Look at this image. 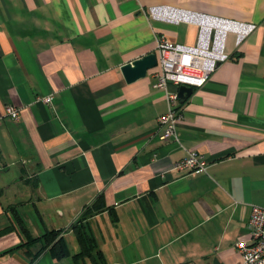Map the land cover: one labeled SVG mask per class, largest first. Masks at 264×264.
<instances>
[{"label":"crops","instance_id":"crops-1","mask_svg":"<svg viewBox=\"0 0 264 264\" xmlns=\"http://www.w3.org/2000/svg\"><path fill=\"white\" fill-rule=\"evenodd\" d=\"M161 6L257 26L240 46L229 34V60L181 103L178 142L158 126L159 66L133 83L121 71L163 38L196 44V25L149 16ZM8 106L21 116L0 121V264H95L74 258L88 209L97 264H240L235 245L264 208V0H0V115ZM191 152L206 173L174 169ZM35 213L67 226L33 235ZM20 219L34 237L62 230L70 255L33 260Z\"/></svg>","mask_w":264,"mask_h":264},{"label":"built area","instance_id":"built-area-1","mask_svg":"<svg viewBox=\"0 0 264 264\" xmlns=\"http://www.w3.org/2000/svg\"><path fill=\"white\" fill-rule=\"evenodd\" d=\"M148 14L153 20L172 24L188 23L199 28L195 45H173L164 38L158 44L157 58L160 69L155 74L157 81L154 88L164 92L169 105L168 111L158 118V126L162 131L163 140L178 142V126L184 119L179 98L180 86L185 85L193 89L203 87L220 64L229 60L226 52L229 34L236 35V45L240 46L257 26L165 6L150 8ZM40 101L50 104L52 96H46ZM20 116L19 108L8 106L4 115H0V121L9 118L17 123ZM208 163L199 152H191L177 162L174 169L187 174L206 173ZM248 229L251 241L238 242L235 245L241 258L240 264H264L263 207L253 206Z\"/></svg>","mask_w":264,"mask_h":264},{"label":"trees","instance_id":"trees-1","mask_svg":"<svg viewBox=\"0 0 264 264\" xmlns=\"http://www.w3.org/2000/svg\"><path fill=\"white\" fill-rule=\"evenodd\" d=\"M93 216L92 210L88 209L82 216V218L73 225V231L80 245L81 251L74 256L77 259L91 258L97 264V258L94 255L96 253L98 258H102L101 252L97 250V243L94 236L91 234L87 224V220ZM86 221V222H85ZM19 226L25 236V241L22 246L31 249L40 246V249L36 251L33 257L35 260L45 249H50V252L57 259H62L70 255V251L65 238L63 237L62 230L47 231L40 237H34L30 234L29 230L24 225L23 221L19 220Z\"/></svg>","mask_w":264,"mask_h":264},{"label":"water","instance_id":"water-1","mask_svg":"<svg viewBox=\"0 0 264 264\" xmlns=\"http://www.w3.org/2000/svg\"><path fill=\"white\" fill-rule=\"evenodd\" d=\"M158 66V58L155 53L144 56L141 59L135 60L121 68L122 74L127 83L136 82L145 78L149 72ZM194 93V89L188 86H180L179 98L181 103L186 102Z\"/></svg>","mask_w":264,"mask_h":264},{"label":"rangeland","instance_id":"rangeland-1","mask_svg":"<svg viewBox=\"0 0 264 264\" xmlns=\"http://www.w3.org/2000/svg\"><path fill=\"white\" fill-rule=\"evenodd\" d=\"M53 209V208H52ZM54 211V209H53ZM55 212H57L55 210ZM59 215V212H57ZM47 216L44 218L43 216H39L38 214H27V216L24 218L25 224L28 229L31 230V233L33 235H40L45 231V225L47 228H53L54 224L53 221L56 222V220H59L60 222L61 219L57 214H46ZM66 219H68V214L65 215ZM43 218V219H42ZM57 218V219H56ZM63 220V219H62ZM45 222V224H44ZM61 226H67V223L62 222Z\"/></svg>","mask_w":264,"mask_h":264}]
</instances>
